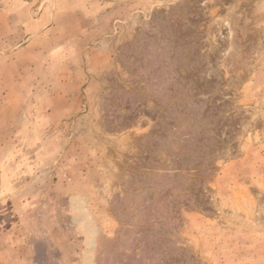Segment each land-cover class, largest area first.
Here are the masks:
<instances>
[{
    "label": "rangeland",
    "instance_id": "374dc122",
    "mask_svg": "<svg viewBox=\"0 0 264 264\" xmlns=\"http://www.w3.org/2000/svg\"><path fill=\"white\" fill-rule=\"evenodd\" d=\"M0 264H264V0H0Z\"/></svg>",
    "mask_w": 264,
    "mask_h": 264
}]
</instances>
